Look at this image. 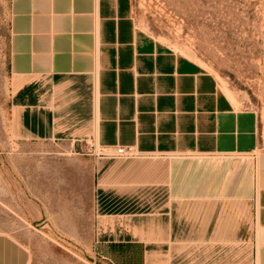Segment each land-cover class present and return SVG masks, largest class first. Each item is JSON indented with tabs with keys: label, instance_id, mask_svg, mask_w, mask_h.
Masks as SVG:
<instances>
[{
	"label": "crops",
	"instance_id": "0c3cea01",
	"mask_svg": "<svg viewBox=\"0 0 264 264\" xmlns=\"http://www.w3.org/2000/svg\"><path fill=\"white\" fill-rule=\"evenodd\" d=\"M9 2L12 135L82 152L92 188L82 232L95 248L139 246L144 264H179L192 245L246 243L264 264L257 114L138 26L132 0ZM119 146L138 157L97 156ZM30 262L0 233V264Z\"/></svg>",
	"mask_w": 264,
	"mask_h": 264
},
{
	"label": "rangeland",
	"instance_id": "374dc122",
	"mask_svg": "<svg viewBox=\"0 0 264 264\" xmlns=\"http://www.w3.org/2000/svg\"><path fill=\"white\" fill-rule=\"evenodd\" d=\"M138 26L212 72L238 108L254 111L264 149V0H132ZM10 2L0 0V233L30 264H144L139 246L95 248L82 214V152L14 138L9 122ZM89 157H91L88 154ZM87 156V157H88ZM151 205L158 204L150 197ZM179 264H256L253 244L192 245Z\"/></svg>",
	"mask_w": 264,
	"mask_h": 264
},
{
	"label": "built area",
	"instance_id": "2783aa9c",
	"mask_svg": "<svg viewBox=\"0 0 264 264\" xmlns=\"http://www.w3.org/2000/svg\"><path fill=\"white\" fill-rule=\"evenodd\" d=\"M97 156L107 159H133L138 157L133 148H126L121 146L117 147L114 151H99Z\"/></svg>",
	"mask_w": 264,
	"mask_h": 264
}]
</instances>
